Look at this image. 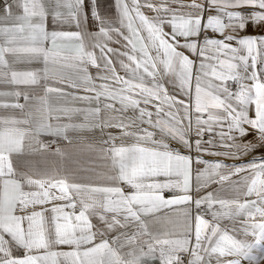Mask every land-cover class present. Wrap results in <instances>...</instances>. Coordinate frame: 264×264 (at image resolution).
<instances>
[{"label": "snow or ice", "instance_id": "6c2138e0", "mask_svg": "<svg viewBox=\"0 0 264 264\" xmlns=\"http://www.w3.org/2000/svg\"><path fill=\"white\" fill-rule=\"evenodd\" d=\"M106 3L0 0V264H258L264 0ZM96 131L103 172L32 159Z\"/></svg>", "mask_w": 264, "mask_h": 264}, {"label": "crops", "instance_id": "0c3cea01", "mask_svg": "<svg viewBox=\"0 0 264 264\" xmlns=\"http://www.w3.org/2000/svg\"><path fill=\"white\" fill-rule=\"evenodd\" d=\"M186 2H190V0H186ZM111 4H112V0H107V3L104 4L103 6L102 14H105V15L112 14L113 10H112ZM0 7H2V4H0ZM49 27H51V24L49 25ZM87 27L89 31H95V25L92 23L91 20H89ZM72 30H75V29H72ZM260 31L261 30L259 28H254L251 25L247 29L248 34H257V33H260ZM209 35L215 36L217 34L210 32ZM111 46L118 47V45H115V44H112ZM16 67L18 69L23 70L27 68H39V67H42V65L36 64V63H33L31 65L22 63V64H18ZM92 71L94 72L95 69H92ZM12 87L13 86H10V85H0V91L12 90ZM53 99H55V97H53ZM20 103H24L23 99L20 100ZM0 111H5V110H0ZM6 111L11 112L13 110L9 109ZM69 135L72 137L71 143L69 141H66L60 138H54L51 136L41 137V139L44 140L45 142H50L55 139L56 143H49V149L47 152H44L42 154H38L32 157V159L36 162V166L38 169H43L45 167L44 162H46L47 169L49 170V172H51L54 169H59L61 166V163H63L66 169L75 173L78 177H82L86 175H93L92 173H85V172L79 171L81 167L92 168V169H95L96 172H103L106 170L107 161L103 158V155L101 153L81 151V149L84 148V146L87 144H95L97 148L105 147V145H102L100 143V140L102 139V137L98 131L83 132L79 134L69 133ZM103 139H106V137H103ZM204 139H208V136H205ZM252 139H253V135H249L245 138V140H252ZM57 147L61 148L65 153L70 155L72 157V160L75 162H70L68 159V156H65L62 159L60 156L54 155ZM182 151L184 150L182 149ZM261 154H264V148L257 149L256 152L253 153L252 155L259 156ZM191 155L193 157L196 156L194 149ZM202 155L204 159H207L210 161L220 159V160H224L228 164L240 163L241 161L246 162V161L251 160L252 158L251 156H243L237 160H233L231 158L211 156V155H208L207 153H203ZM192 167L194 170L193 171V180H194L195 169L198 167L202 168L203 165L193 164ZM232 179L237 180L239 179V177L234 176L232 177ZM219 187H220L219 185L213 184L207 190L212 191L213 189H217ZM165 195L167 197V196H170L171 193L170 194L165 193ZM221 195L224 196L225 198H233L235 194L232 193L231 190L229 189L228 191L222 192ZM241 199H243V197H241ZM206 218H210V217H206ZM254 254L261 257L258 264H264V247H259L255 249ZM243 264H251V262L244 261Z\"/></svg>", "mask_w": 264, "mask_h": 264}, {"label": "built area", "instance_id": "2783aa9c", "mask_svg": "<svg viewBox=\"0 0 264 264\" xmlns=\"http://www.w3.org/2000/svg\"><path fill=\"white\" fill-rule=\"evenodd\" d=\"M166 194H170V193H166Z\"/></svg>", "mask_w": 264, "mask_h": 264}]
</instances>
